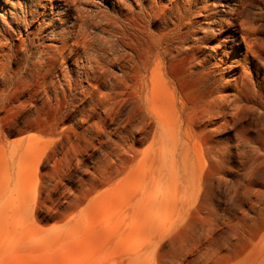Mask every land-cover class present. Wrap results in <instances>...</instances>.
<instances>
[{
    "label": "rangeland",
    "instance_id": "rangeland-1",
    "mask_svg": "<svg viewBox=\"0 0 264 264\" xmlns=\"http://www.w3.org/2000/svg\"><path fill=\"white\" fill-rule=\"evenodd\" d=\"M44 5L0 2V264H264V0Z\"/></svg>",
    "mask_w": 264,
    "mask_h": 264
},
{
    "label": "bare ground",
    "instance_id": "bare-ground-1",
    "mask_svg": "<svg viewBox=\"0 0 264 264\" xmlns=\"http://www.w3.org/2000/svg\"><path fill=\"white\" fill-rule=\"evenodd\" d=\"M19 3H15L13 0H0V2H2V8L3 10H6L5 8L8 6L12 7V9L14 11H11V15H10V21H11V24L15 26V28L19 31H21V28L25 27V26H30L33 24V19H30V17L32 18H36L39 14V9L38 8H43V9H46V6L44 5V2L45 1H50V0H34V3H35V6L37 7L38 10H31V13L29 14L28 12H26V14H23V17L22 19L18 16V12L19 11H22V6L21 5V0H17ZM61 2H67V3H72L73 0H59ZM46 12V11H45ZM231 12L234 13V15L236 16L237 13H236V9H231ZM53 14V13H52ZM0 16H3L1 13H0ZM6 23L9 25L8 21L5 20ZM23 24V25H22ZM73 27V25H72ZM86 28V27H85ZM12 30L9 29L8 30V33L10 36H14L11 34ZM29 32V31H28ZM29 36V35H28ZM57 39V36L55 37ZM155 88H156V85H155ZM149 109L150 112H148V116L151 117L153 116L154 118H156L157 120L160 118V116L158 114H156L153 110H152V104H149ZM207 117L210 116V114L208 113V111H206V113H204ZM197 119L198 120H201L202 118H200L199 116H197ZM159 121V120H158Z\"/></svg>",
    "mask_w": 264,
    "mask_h": 264
}]
</instances>
